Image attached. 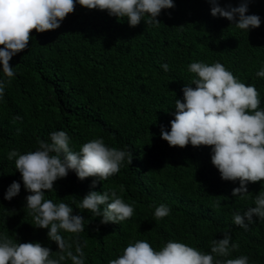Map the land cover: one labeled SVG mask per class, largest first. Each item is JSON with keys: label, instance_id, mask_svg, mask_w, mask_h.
Instances as JSON below:
<instances>
[{"label": "trees", "instance_id": "1", "mask_svg": "<svg viewBox=\"0 0 264 264\" xmlns=\"http://www.w3.org/2000/svg\"><path fill=\"white\" fill-rule=\"evenodd\" d=\"M173 2V8L157 17L158 26L141 20L131 27L126 18L77 3L58 29L32 30L28 48L10 60L16 74L0 99V233L58 250L47 238L48 229L32 225L25 208L29 193L7 154L34 151L38 138L49 140V133L63 130L74 151L102 137L106 145L133 155L131 165L125 160L118 173L95 188L94 178L81 181L70 171L45 192V199L67 203L74 214L85 217V230L79 234L81 242L87 240L85 264H108L136 240L157 250L175 240L209 252L210 241L225 231L240 245L230 258L244 255L249 264H264V220L254 217L247 230L232 222L234 212L255 206L264 182L248 183L251 198L242 200L232 195L239 182L222 180L212 165L210 147H171L160 138V125L170 130L175 100L183 99L182 87L194 78L188 71L192 62L219 61L241 82L255 85L264 108V78L256 76L264 66V0L248 4L246 14L261 19L249 31L212 16L208 0ZM219 3L235 7L240 0ZM0 79H6L2 71ZM14 180L21 190L9 201L4 193ZM90 190H115L134 206V215L119 224H100L99 217L73 203ZM217 200L219 211L213 208ZM160 204L171 211L156 220L153 213Z\"/></svg>", "mask_w": 264, "mask_h": 264}, {"label": "clouds", "instance_id": "2", "mask_svg": "<svg viewBox=\"0 0 264 264\" xmlns=\"http://www.w3.org/2000/svg\"><path fill=\"white\" fill-rule=\"evenodd\" d=\"M214 17H223L241 30L249 31L261 24L259 15L246 14L251 0H240L239 6L221 7L219 0H208ZM77 3L89 10L107 11L110 16L126 18L131 27L144 20L147 25H159L157 17L164 9L173 8V0H0V99L5 87L15 76L10 60L28 48L32 30L37 33L56 30L67 15L75 11ZM165 72L169 65H161ZM188 71L194 74L191 83L182 87L183 99L175 100L170 130L160 125V138L171 147L208 146L211 163L225 181L239 182L232 195L242 200L251 198L248 183L264 182V108L254 84L241 82L219 61L208 64L192 62ZM264 78V66L256 73ZM195 85L193 87L192 85ZM17 119H21L17 117ZM70 138L63 130L49 133V140L38 138V148L21 154L11 150L9 160L21 174L23 187L29 194L25 208L33 217L32 225L48 229L47 238L57 244L58 250L40 242H19L7 233H0V264H85L84 248L87 240L80 241L85 230V217L74 214L73 207L52 199L45 192L54 189V182L74 172L83 181L92 177L91 187L118 173L127 160L132 164L130 151L110 147L102 137L83 143L79 151L70 147ZM21 183L12 181L4 193L11 200L19 194ZM79 210H87L100 218V224H119L134 215V206L124 202L115 190H90L80 201H73ZM254 205L243 213L234 212L232 222L245 230L254 217L264 220V188L255 195ZM103 206V207H102ZM221 201L213 208L220 210ZM165 204L155 207L156 220L170 214ZM82 213V212H81ZM99 229L97 228V231ZM62 233L71 234L65 238ZM210 251L204 252L186 243L169 240L159 250L146 240H136L123 247L121 254L108 264H249L247 256L230 258L239 250L229 232L220 239H212Z\"/></svg>", "mask_w": 264, "mask_h": 264}]
</instances>
